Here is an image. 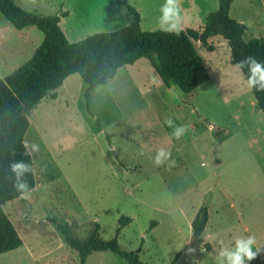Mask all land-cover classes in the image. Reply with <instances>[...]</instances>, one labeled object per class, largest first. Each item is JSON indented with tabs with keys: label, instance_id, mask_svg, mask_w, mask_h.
<instances>
[{
	"label": "rangeland",
	"instance_id": "obj_1",
	"mask_svg": "<svg viewBox=\"0 0 264 264\" xmlns=\"http://www.w3.org/2000/svg\"><path fill=\"white\" fill-rule=\"evenodd\" d=\"M14 1L42 15L61 16L60 25L72 42L132 20L120 0ZM128 1L140 12L143 29H160L165 0ZM257 1L234 0L231 5L230 15L247 27L246 40L264 38ZM189 5L207 15L219 0H181V10ZM191 17L180 16L182 29L204 26L202 19L188 24ZM43 38L36 26L18 29L5 23L0 12V78L26 62L33 53L30 44L38 46ZM210 41L214 51L194 41L210 79L191 93L176 85L177 92L171 90L144 57L97 86L89 108L87 84L74 73L53 91L56 98L48 95L31 110L25 140L33 151L37 188L4 205L24 244L0 253V264H79L78 251L51 218L68 222L79 237L98 222L101 236L111 239L120 217L130 216L120 245L141 247L147 264H221L220 251L234 250L238 238H247L242 220L252 203L244 208L240 190L243 180L264 181V111L241 68L232 63L228 41L221 35ZM17 44L20 48L13 49ZM168 119L187 126L179 139ZM159 149L170 152L174 163L155 165ZM204 205L209 221L194 240L192 221ZM86 264L129 263L106 250L94 251Z\"/></svg>",
	"mask_w": 264,
	"mask_h": 264
},
{
	"label": "trees",
	"instance_id": "obj_2",
	"mask_svg": "<svg viewBox=\"0 0 264 264\" xmlns=\"http://www.w3.org/2000/svg\"><path fill=\"white\" fill-rule=\"evenodd\" d=\"M120 1L132 16L128 25L116 30L97 31L72 42L61 27L58 14L42 15L21 7L14 0H0V12L14 27L23 29L34 25L44 33L43 41L33 55L19 68L0 78V253L17 249L24 243L4 205L36 187L34 158L25 141L30 127V112L44 97L52 95L56 98L53 91L68 76L79 73L87 84L85 95L89 108L91 92L97 86L113 78L123 65L144 57L150 60L168 87L176 85L183 92L191 93L210 79L205 58L194 41L201 42L208 51H214L215 46L209 40L214 35H221L228 41L232 63L240 67L239 62L253 57L264 64V38L245 39L246 25L230 15L234 0H219L218 8L209 12L203 27L182 29L178 35L161 29H143L138 9L128 0ZM241 70L248 80L251 75L248 66ZM252 90L259 108L264 111V91ZM14 163L30 167V171L20 178L27 184L23 193L17 188V176L12 170ZM50 220L57 225L65 241L78 251L79 264H86L94 251L106 250L124 258L129 264H147L141 260V247L128 250L120 245L119 235L133 220L130 216L120 217L116 235L111 239L101 236L98 222L86 237H79L72 234L68 222L55 218ZM208 221L209 208L204 205L192 221L194 240L201 238ZM205 246L210 247V244ZM187 248L188 245L177 253L174 263Z\"/></svg>",
	"mask_w": 264,
	"mask_h": 264
},
{
	"label": "clouds",
	"instance_id": "obj_3",
	"mask_svg": "<svg viewBox=\"0 0 264 264\" xmlns=\"http://www.w3.org/2000/svg\"><path fill=\"white\" fill-rule=\"evenodd\" d=\"M161 15L159 17L160 29L169 34H179L182 31L180 26L181 14V0H165L164 4L160 7ZM240 67L248 66L251 75L248 77L247 85L249 89L255 88L257 91H264V64L258 62L253 57H248L239 62ZM166 124L173 128L172 135L179 139L186 131L187 126L174 125L171 119L166 120ZM171 153L165 149H159L154 157V163L160 166L169 161L170 165L174 162L170 161ZM13 172L17 176V188L22 193L27 190V184L20 178L24 173L30 171V167L24 163H14L12 165ZM255 243V237L249 236L248 238H238L235 243L234 250L222 249L219 253L221 264H245V259L251 261L257 257L261 249L256 252L252 251V245Z\"/></svg>",
	"mask_w": 264,
	"mask_h": 264
},
{
	"label": "crops",
	"instance_id": "obj_4",
	"mask_svg": "<svg viewBox=\"0 0 264 264\" xmlns=\"http://www.w3.org/2000/svg\"><path fill=\"white\" fill-rule=\"evenodd\" d=\"M257 2H258V7L260 8L259 9L260 13L262 14V12H263V15H264V5L262 3V0H258ZM182 7H183V9L181 10L180 16H189V17H191L193 15L191 17L193 19L189 20L187 22L188 24L192 25L198 19H200V20L202 19L201 22H203L204 20L206 22L207 15L209 13L207 15H205V14L202 15L204 13V11H201L200 12L199 9H198V7L197 6L194 7L193 5L182 6ZM202 16H204V17H202ZM6 22L8 24H11L9 21L5 20V23ZM31 26H34V25H31ZM27 27H30V26H27ZM23 37L24 38H28L26 35H23ZM27 45H28V43H27ZM31 46L33 48L32 49L33 50L32 52L34 53L35 50L37 49V47L39 45L36 46V45H33V43H32V44H30V47ZM12 48L15 49V50H18L20 48V46L17 44V45H14ZM33 53H32V55H33ZM62 85H64V82H63ZM174 87L176 88V86H174ZM30 151H31V153L33 155V151H32L31 148H30ZM36 188H37V181H36V187L34 188V190ZM240 191H241L240 201H241V203L244 204V208L247 207V205L249 204V202L252 203V206L248 210V214H247L246 218L245 219L243 218V220H242V224H243V227H244V231L247 234V238L249 236H254L255 237V243L252 245L253 248H254L253 252H256L258 248L261 249V252L258 254V257L257 258L251 260L250 262H245V264H264V181L262 180V182H257L255 184H253L249 180H243V183H242V186H241V190Z\"/></svg>",
	"mask_w": 264,
	"mask_h": 264
},
{
	"label": "water",
	"instance_id": "obj_5",
	"mask_svg": "<svg viewBox=\"0 0 264 264\" xmlns=\"http://www.w3.org/2000/svg\"><path fill=\"white\" fill-rule=\"evenodd\" d=\"M170 88H171V90L177 92V91L175 90V87H174V86H170Z\"/></svg>",
	"mask_w": 264,
	"mask_h": 264
},
{
	"label": "built area",
	"instance_id": "obj_6",
	"mask_svg": "<svg viewBox=\"0 0 264 264\" xmlns=\"http://www.w3.org/2000/svg\"><path fill=\"white\" fill-rule=\"evenodd\" d=\"M201 264H203V263H201Z\"/></svg>",
	"mask_w": 264,
	"mask_h": 264
}]
</instances>
